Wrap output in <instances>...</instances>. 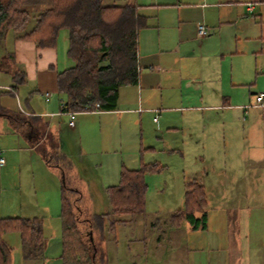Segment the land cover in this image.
Instances as JSON below:
<instances>
[{
    "label": "crops",
    "instance_id": "1",
    "mask_svg": "<svg viewBox=\"0 0 264 264\" xmlns=\"http://www.w3.org/2000/svg\"><path fill=\"white\" fill-rule=\"evenodd\" d=\"M126 2L140 7L148 28L139 35V80L119 89L113 110L81 112L74 117L62 112L65 100L57 92V74L74 65L67 53V32L62 43L60 35L56 49H37L33 42L9 33L0 40V90L14 91L1 97L2 105L36 118V126L45 131L34 139L10 127L7 144L13 142L15 146H9L4 155L0 151V158L5 157L1 174L17 164L24 178L17 184L21 194L16 198L6 199L5 187L0 185V218L44 219L42 264H64L60 220L64 175L60 168L50 166L47 158L56 145L72 161L69 174L73 186L86 196L92 193L91 186L107 194L108 188L118 185L123 169L143 166H125L119 151L126 144H142L146 133L154 134L157 140L182 134L193 142L195 136L197 145L202 150L208 148L214 162L227 156L237 169L231 174L224 171L225 180L212 186L219 191L221 185L224 197L211 208L210 193L203 184L206 169L192 180L206 191V228L194 229L187 221L174 227L184 229L191 237L189 264H264V105L253 106L257 96L264 93V84L259 85L264 81V0ZM200 24L205 25L207 35H199ZM17 71L26 79L22 88L16 87ZM21 89L26 91V108L20 99ZM46 94H51L49 101ZM7 96L15 98L18 107L10 104ZM64 120L67 126L58 131ZM199 120L208 124L200 142L195 135L203 128L197 126ZM217 123L222 124L225 138L230 137L225 147L214 133L219 129ZM95 124L96 129L107 132L113 147L103 152L87 150L85 145L89 147L90 141L84 145L83 139L92 134ZM147 126L152 129H145ZM240 132L244 134L241 140ZM226 147L230 149L224 152ZM110 150L112 155L108 154ZM146 150L153 152L156 148L149 145ZM156 162L160 163L146 164ZM28 189L37 193L42 189L50 197L42 201L29 198ZM184 208L185 202L183 208L173 212ZM106 210L111 211L110 201ZM202 215L195 212L197 218ZM168 224L172 227L170 217ZM174 236L167 239L172 241ZM162 238L156 240L159 246Z\"/></svg>",
    "mask_w": 264,
    "mask_h": 264
},
{
    "label": "trees",
    "instance_id": "2",
    "mask_svg": "<svg viewBox=\"0 0 264 264\" xmlns=\"http://www.w3.org/2000/svg\"><path fill=\"white\" fill-rule=\"evenodd\" d=\"M31 0L0 1V40L10 31L17 39L31 41L37 49H56L61 32L68 33V57L74 65L57 74V92L64 98L63 113L93 110H113L121 87L137 84L139 80V35L148 28L147 17L132 3L106 6L104 0H51L49 8L37 14L36 24L29 29L34 16L27 6ZM16 87L26 83L23 72H15ZM13 93L0 90L1 97ZM20 133L34 139L45 134L36 126V118L21 112L0 114ZM48 163L63 172L61 188V234L64 264H105L106 235L113 234L118 225L133 221L145 212L148 186L146 176L163 171L156 162L138 170L123 169L118 185L107 189L111 211L83 215L84 196L67 182L73 164L58 145L48 153ZM185 208L170 216L172 227L187 221L194 229L206 228L207 195L198 181L189 184ZM201 211L200 218L195 212ZM16 233L26 251L43 255L45 245L44 219L0 218V264H12L13 246L6 239Z\"/></svg>",
    "mask_w": 264,
    "mask_h": 264
},
{
    "label": "rangeland",
    "instance_id": "3",
    "mask_svg": "<svg viewBox=\"0 0 264 264\" xmlns=\"http://www.w3.org/2000/svg\"><path fill=\"white\" fill-rule=\"evenodd\" d=\"M0 1L4 2L6 0ZM126 1L129 0H104V5L121 6L127 3ZM29 3L30 4L27 6V9L34 16L29 26V29H31L36 24L37 14L49 8L51 0H31ZM66 32L67 31L61 32V43L63 42V36ZM9 34L11 35L14 33L13 31H10ZM260 84L262 86L264 81H260L259 85ZM17 87L22 88V86ZM252 89H254V87H252ZM21 90L22 91L19 93L20 99L22 100V106L26 108L24 105V99L27 98L25 94L26 91L23 89ZM7 97H9L7 100L10 104L13 102V104H15L13 106L18 107L17 100L15 98H12L11 96ZM35 97L37 98L39 95L37 94ZM252 98H255V96H252ZM15 109L17 110V108ZM8 111L10 112L8 107H0V114L5 112L8 113ZM200 125L203 127L202 130H199L198 133L195 132L198 142H200V139H203L208 124L206 121L202 122L199 120L197 126ZM215 125L219 127V129L215 128L214 131L219 142L223 146L227 143L229 144L231 141L230 137L225 138L222 124L217 123ZM11 126L12 124L8 118L0 116L1 155H4L9 146H15L13 142L7 144V139L10 138L8 134L12 132L10 129ZM66 126V120H64L62 125H60L57 130L59 131L61 127L64 128ZM94 126L92 134H90L87 139H83L84 145V142L87 140L90 141L89 147L85 145L87 150L91 152H103L113 147L110 141V136L107 132L102 133L99 129H96V127H98L97 124ZM149 128L152 129L151 126H147L145 129ZM174 132L178 133L179 131ZM134 134L138 135V131ZM177 135V137L171 138L170 140H157V138H154V134L150 135L146 133L142 144L139 143L138 145L137 143L133 146L126 144L124 148L119 151V154L123 158L127 168L136 169L142 165H147L146 163H152L159 160L164 169L160 173L149 174L146 176V183L149 185V188L146 195L145 212L135 215L132 222L124 225H118L113 234L107 233L106 242L103 246L106 252L105 264H189L190 257H192V252H189L192 250V243L190 241L191 237L186 235L184 229L178 230L169 226V217L174 213L173 211L183 208L186 193L190 190L189 184L192 182L194 177H196L198 172H200V176H202L201 171L206 169V175H209L210 171L209 177L208 175L204 177L203 184L204 186H207L208 192L210 193L209 208H211L215 207L216 204H219L221 202V198L224 197L221 195V185L217 187L219 191L213 190L212 186L220 183L223 179L225 180L224 171L231 174L237 168L232 164L231 158H227V156L223 160L219 158L217 162H214V159L209 157L208 148L202 150L200 144L197 145V139L195 136L194 141L191 142L187 140V136L183 137L182 134ZM243 136L244 134L240 132L238 139H243ZM136 137L138 138V136ZM100 139L102 141L101 145L103 146L99 145ZM190 139L193 140V135ZM225 139H228L229 142ZM48 145L51 146L49 142ZM149 145L155 147L156 150L153 152L147 151L146 149ZM45 148L48 149L47 147ZM229 149V147H226L223 150L224 152H227ZM41 150L43 152L44 148ZM112 153L113 150L108 151V154L112 155ZM133 153H137V155L132 157L131 155H133ZM96 156L97 158L100 157V155ZM131 158L135 161V163L131 161ZM1 171L2 168L0 167V185L2 184L5 187L4 196H6V199L7 196L13 198L18 197L21 193L17 189V184L21 179L23 183V170H21L19 165L15 164L11 166L7 172L1 174ZM67 176V183L74 187L69 171ZM91 188L92 193H88V195L84 196V200L81 204V208L84 213L83 215H89L91 213H106V206H108L109 202L107 194L102 193V190L97 186H91ZM217 192L219 193L211 195V193ZM26 195L30 196L29 198L36 197L41 201L45 197H50L49 195H44L42 189H39L38 193L35 190L28 189ZM155 223L156 226L154 225ZM171 235H175L174 240L172 241L167 239L168 236ZM158 238H162L160 246L156 243ZM6 239L14 248L12 253V264H42L41 254L33 256H31V254L29 255L26 249L22 246L20 238L16 233L8 234Z\"/></svg>",
    "mask_w": 264,
    "mask_h": 264
},
{
    "label": "built area",
    "instance_id": "4",
    "mask_svg": "<svg viewBox=\"0 0 264 264\" xmlns=\"http://www.w3.org/2000/svg\"><path fill=\"white\" fill-rule=\"evenodd\" d=\"M198 31H199V35H200V36H205V35H207L206 27H205L204 24H200V25H199V27H198ZM8 90L11 91V92H14L12 89H8ZM50 97H51V94H46V99H47V101H49ZM263 105H264V93H261V94H259V95L257 96V98H256V103H255L253 106H254V107H259V106H263ZM248 107H251V106H248ZM101 111H102V110H101L100 106L98 105L95 109H93V110H87V111H85V112H92V113H94V112H101ZM69 114H70L72 117H74V115H75L76 113H69ZM70 124L73 125V122L71 121ZM4 163H5V159H4V158H0V166H3Z\"/></svg>",
    "mask_w": 264,
    "mask_h": 264
}]
</instances>
